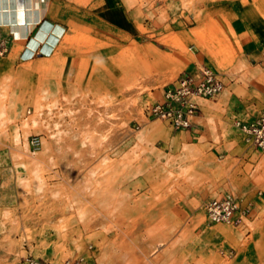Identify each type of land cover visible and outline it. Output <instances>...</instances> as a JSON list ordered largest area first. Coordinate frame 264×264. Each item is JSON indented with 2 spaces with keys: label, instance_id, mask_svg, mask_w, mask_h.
Here are the masks:
<instances>
[{
  "label": "rangeland",
  "instance_id": "rangeland-1",
  "mask_svg": "<svg viewBox=\"0 0 264 264\" xmlns=\"http://www.w3.org/2000/svg\"><path fill=\"white\" fill-rule=\"evenodd\" d=\"M214 1L71 0L85 26L32 57L0 32V264H264V148L235 124L264 106V65ZM199 50L225 87L198 129L146 117ZM228 192L250 215L210 221Z\"/></svg>",
  "mask_w": 264,
  "mask_h": 264
},
{
  "label": "built area",
  "instance_id": "built-area-1",
  "mask_svg": "<svg viewBox=\"0 0 264 264\" xmlns=\"http://www.w3.org/2000/svg\"><path fill=\"white\" fill-rule=\"evenodd\" d=\"M225 87L222 77L209 66L197 70H184L175 81L163 90L160 100L150 104L146 117L161 118L176 129H191L197 125L201 114V100L217 97ZM243 141L256 148H264V106L254 115L237 117ZM252 202L242 200L232 193L212 197L204 204L207 218L213 222L240 223L251 213ZM30 264H54L28 258ZM61 264H86L84 257L67 258Z\"/></svg>",
  "mask_w": 264,
  "mask_h": 264
},
{
  "label": "crops",
  "instance_id": "crops-1",
  "mask_svg": "<svg viewBox=\"0 0 264 264\" xmlns=\"http://www.w3.org/2000/svg\"><path fill=\"white\" fill-rule=\"evenodd\" d=\"M32 1L34 6L41 10L43 25L46 27L51 22L59 23L65 27L66 34L74 23L80 27L81 25L85 26L87 23V15L84 8H81L80 5H72L71 0ZM24 2L26 3V0H0V32L4 38L12 34L14 39L25 40L26 45L22 53L25 57H31L39 49L36 47L32 53L27 50L30 38L34 36L39 28L38 24H30V27L26 28V36L19 35L16 31L13 32L12 28V23L18 20L19 23L21 19L23 20L21 13L23 8L26 7ZM72 7L77 9L78 12L71 13ZM212 9L214 15L226 23L234 39L240 42L241 47L237 46L239 54L251 59H260V64L264 65V0H215L212 4ZM70 48L69 46L62 47L64 50ZM209 61H212L213 65L216 64L210 55L199 50L188 70H197L202 66H210ZM204 107V101H201L202 110L199 118L204 117L206 113ZM196 126L198 129L200 124L197 123Z\"/></svg>",
  "mask_w": 264,
  "mask_h": 264
},
{
  "label": "bare ground",
  "instance_id": "bare-ground-1",
  "mask_svg": "<svg viewBox=\"0 0 264 264\" xmlns=\"http://www.w3.org/2000/svg\"><path fill=\"white\" fill-rule=\"evenodd\" d=\"M25 4L26 7L23 8L21 13L23 20L21 19L19 23V20L12 23L13 32L16 31L17 34L26 36V28L30 27V24H38L39 28L34 36L30 38L27 50L32 53L33 49L38 47L45 51V53L53 52L65 34V27L59 23H52V25L50 24L46 27L43 25L44 21L41 18V10L34 6L33 1L26 0Z\"/></svg>",
  "mask_w": 264,
  "mask_h": 264
}]
</instances>
